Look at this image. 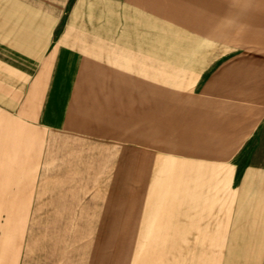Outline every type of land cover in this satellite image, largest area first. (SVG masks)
Listing matches in <instances>:
<instances>
[{
    "label": "rangeland",
    "instance_id": "rangeland-1",
    "mask_svg": "<svg viewBox=\"0 0 264 264\" xmlns=\"http://www.w3.org/2000/svg\"><path fill=\"white\" fill-rule=\"evenodd\" d=\"M197 1L196 36L188 21H167L163 46L148 53L89 55L66 97L59 88L57 97H5L14 108L0 101V209L36 222L38 244L51 236L54 255L86 264H205L203 240L184 242L178 214L191 206L203 213L219 197L220 151L184 149L180 137L191 96L224 58L251 56L203 49L235 43L252 17L263 24L264 0H225L222 11ZM208 63L194 74L192 66Z\"/></svg>",
    "mask_w": 264,
    "mask_h": 264
},
{
    "label": "crops",
    "instance_id": "crops-1",
    "mask_svg": "<svg viewBox=\"0 0 264 264\" xmlns=\"http://www.w3.org/2000/svg\"><path fill=\"white\" fill-rule=\"evenodd\" d=\"M226 2L200 3L220 5L222 11ZM197 3L0 0V101L14 108L5 97H57L59 88L66 97L89 55L148 53L162 45L167 21H188L190 36H196ZM183 6L188 8L182 19ZM223 17L228 18L221 13ZM256 20L252 17L253 24L244 25V35L235 43L210 41L212 45L203 49L208 54L220 51L221 57L251 56L224 58L200 93L191 96L195 104L180 137L184 149L220 151L215 164L221 185L214 192L219 197H210L203 213L191 206L183 218L178 214L179 230L181 220L185 224L184 242L203 240L205 264H264V13L258 19L263 24L255 25ZM209 66L192 69L201 76ZM45 238L48 244H38L36 222L5 217L0 209V264H86L79 259L70 263L65 252L54 255L53 239Z\"/></svg>",
    "mask_w": 264,
    "mask_h": 264
},
{
    "label": "snow or ice",
    "instance_id": "snow-or-ice-1",
    "mask_svg": "<svg viewBox=\"0 0 264 264\" xmlns=\"http://www.w3.org/2000/svg\"><path fill=\"white\" fill-rule=\"evenodd\" d=\"M64 70H66V68Z\"/></svg>",
    "mask_w": 264,
    "mask_h": 264
}]
</instances>
